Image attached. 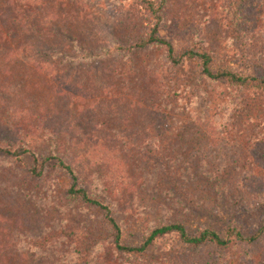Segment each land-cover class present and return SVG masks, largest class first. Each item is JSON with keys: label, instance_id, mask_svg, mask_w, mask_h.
<instances>
[{"label": "rangeland", "instance_id": "rangeland-1", "mask_svg": "<svg viewBox=\"0 0 264 264\" xmlns=\"http://www.w3.org/2000/svg\"><path fill=\"white\" fill-rule=\"evenodd\" d=\"M39 10L33 28L50 35L23 36L19 57L0 52V264H264V234L227 248L170 234L118 252L103 213L67 195L54 161L32 172L33 155L69 164L128 247L170 224L256 234L264 92L208 79L198 59L173 65L159 45L129 49L155 28L178 55L209 54L213 72L261 77L264 0H48Z\"/></svg>", "mask_w": 264, "mask_h": 264}, {"label": "trees", "instance_id": "trees-1", "mask_svg": "<svg viewBox=\"0 0 264 264\" xmlns=\"http://www.w3.org/2000/svg\"><path fill=\"white\" fill-rule=\"evenodd\" d=\"M47 2L48 0H0V8L3 10L0 15V52H5L4 50H6V58L10 54H13L16 57H19L20 53L24 54L26 47L21 45V38L23 36H30L34 31H41L44 35H50L47 29L40 28V26L34 29L33 27L36 25L32 23V19L36 18L39 14V9H42L43 5L45 6V3ZM12 42L17 43V46L19 45L18 48L13 50L11 45L13 46L15 43ZM148 45H159L164 47L168 59L173 65H178L185 58L198 59L201 65V73L204 77L211 80H226L232 84H239L248 87L249 89L251 88L264 92V75L261 77H250L226 71L213 72L211 69V57L209 54L188 50L178 55L175 53L169 42L157 35L155 28L145 43L130 47L129 50L142 49ZM4 152L8 155L18 154L7 150H4ZM20 152L22 154L30 153L26 150ZM33 160L34 164H36V167L32 170L34 174L40 175L42 167L47 162L54 161V166L64 171L69 176L71 179V185L67 190V195L71 198L79 199L83 203H86L103 213V221L112 230V244L118 252L125 254H141L151 247L155 240L170 234H175L182 244L191 247L212 244L220 248H227L232 243H254L264 234V227L251 237H244L238 228L229 227L223 236L209 229L201 230L196 235H189L182 224H170L162 225L153 229L150 234L143 239V242L139 247H128L122 243L121 228L113 217L110 208L100 200L89 196L86 190L78 186L79 181L77 174L69 164L57 156H50L39 160L38 157L33 155ZM37 165H40V167H37ZM174 172L175 171H171L167 174H173Z\"/></svg>", "mask_w": 264, "mask_h": 264}]
</instances>
